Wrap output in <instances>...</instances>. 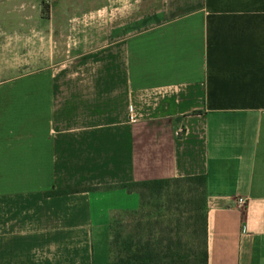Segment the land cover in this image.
Here are the masks:
<instances>
[{"label": "crops", "instance_id": "crops-1", "mask_svg": "<svg viewBox=\"0 0 264 264\" xmlns=\"http://www.w3.org/2000/svg\"><path fill=\"white\" fill-rule=\"evenodd\" d=\"M201 174L208 264H264V0H0V264H106L121 184Z\"/></svg>", "mask_w": 264, "mask_h": 264}, {"label": "trees", "instance_id": "trees-1", "mask_svg": "<svg viewBox=\"0 0 264 264\" xmlns=\"http://www.w3.org/2000/svg\"><path fill=\"white\" fill-rule=\"evenodd\" d=\"M200 112V111H196ZM180 181L197 182V184L203 189L204 197L201 203L191 212H188L186 217L187 221L201 219L203 225V231L205 239L201 242V245L196 246L194 250L188 244L182 242V236L176 233L173 227H166L160 229V235L155 236L154 230L143 231L144 234L135 236L128 235L122 237L118 234L114 241L110 242V254L111 258L106 264H208V247H207V195L206 185L207 176L192 175L185 177H170V178H157L136 182L123 183L120 186L126 188L130 192H138L140 195V206L135 210H126L130 212H140L145 208L147 203L145 201V193L148 192L149 196L162 197L168 194V189L171 184ZM78 190H52L46 194L57 195L71 193ZM124 211V212H126ZM183 215V214H182ZM178 214L176 222L180 219ZM116 218H114L115 220ZM112 222V227L113 223ZM190 226L187 225L186 229ZM180 225L178 224V228ZM197 229L192 231V234H196ZM112 234V228H111ZM175 235V236H173Z\"/></svg>", "mask_w": 264, "mask_h": 264}, {"label": "rangeland", "instance_id": "rangeland-1", "mask_svg": "<svg viewBox=\"0 0 264 264\" xmlns=\"http://www.w3.org/2000/svg\"><path fill=\"white\" fill-rule=\"evenodd\" d=\"M167 193L162 197H152L147 192L144 201L147 205L143 210L137 213L126 211L119 214L113 223L112 242L118 234L122 237L130 234L139 236L150 229L154 230L155 236L158 237L160 229L170 226L177 229L176 233L182 236V242L191 246L192 250L201 245L205 239L201 219L187 221L186 217L188 212L193 211L201 203L204 197L203 189L197 182L180 181L171 184ZM178 214L183 215L176 222ZM195 229L198 232L192 234Z\"/></svg>", "mask_w": 264, "mask_h": 264}, {"label": "built area", "instance_id": "built-area-1", "mask_svg": "<svg viewBox=\"0 0 264 264\" xmlns=\"http://www.w3.org/2000/svg\"><path fill=\"white\" fill-rule=\"evenodd\" d=\"M238 202H239L240 205H244L245 200H244L243 198H240V199L238 200Z\"/></svg>", "mask_w": 264, "mask_h": 264}]
</instances>
